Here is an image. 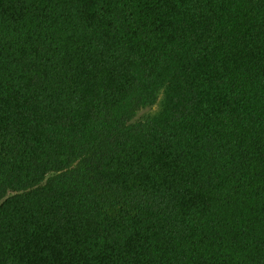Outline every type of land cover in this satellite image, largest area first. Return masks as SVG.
I'll use <instances>...</instances> for the list:
<instances>
[{"label": "trees", "instance_id": "16d2710c", "mask_svg": "<svg viewBox=\"0 0 264 264\" xmlns=\"http://www.w3.org/2000/svg\"><path fill=\"white\" fill-rule=\"evenodd\" d=\"M0 264H264V0H0Z\"/></svg>", "mask_w": 264, "mask_h": 264}, {"label": "rangeland", "instance_id": "374dc122", "mask_svg": "<svg viewBox=\"0 0 264 264\" xmlns=\"http://www.w3.org/2000/svg\"><path fill=\"white\" fill-rule=\"evenodd\" d=\"M158 109H159V104H156L151 107L143 108L137 113V115L133 118L131 122L134 123V122L144 120L148 116L154 114Z\"/></svg>", "mask_w": 264, "mask_h": 264}]
</instances>
